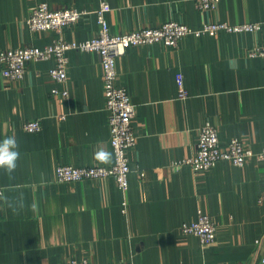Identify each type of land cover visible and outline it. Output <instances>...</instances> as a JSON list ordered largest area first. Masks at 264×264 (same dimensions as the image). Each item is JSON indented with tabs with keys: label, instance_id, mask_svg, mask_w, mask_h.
<instances>
[{
	"label": "crops",
	"instance_id": "1",
	"mask_svg": "<svg viewBox=\"0 0 264 264\" xmlns=\"http://www.w3.org/2000/svg\"><path fill=\"white\" fill-rule=\"evenodd\" d=\"M101 1L111 5L107 18L116 34L170 20L195 28L211 21L262 25L191 33L178 47L130 46L118 57V82L137 108L126 191L113 177L56 178L60 163L115 161L99 54L69 50L65 85L49 74L54 57L29 60L20 80L5 79L0 62V141L14 136L20 152L14 172L0 169V264H262L264 158L242 166L223 159L200 171L174 161L195 152L206 120L217 125L222 144L237 137L264 147V58L248 52L264 44V0H221L211 10L194 0H0V49L88 39L97 33ZM40 2L88 12L64 29L34 31L27 19ZM64 86L67 97L52 92ZM35 119L41 130L23 128ZM200 210L217 224L211 243L182 231Z\"/></svg>",
	"mask_w": 264,
	"mask_h": 264
},
{
	"label": "built area",
	"instance_id": "2",
	"mask_svg": "<svg viewBox=\"0 0 264 264\" xmlns=\"http://www.w3.org/2000/svg\"><path fill=\"white\" fill-rule=\"evenodd\" d=\"M197 7L202 10H211L217 7L221 0H194ZM111 5L108 1H101L95 9L98 20L97 33L85 40L57 39L54 43L43 48L26 46L18 48L0 49V62L2 76L7 80L23 79L27 62L31 59H48L54 57L55 63L50 68V76L63 85L68 79L67 67L69 57L67 52L71 49L96 51L100 56L102 67V79L105 97V107L108 110V123L110 127V141L114 149L115 161L112 165L86 164L75 165L73 163H60L56 168V178L61 182H72L84 179H101L113 177L123 191L129 186L130 165L129 151L136 146L138 135L133 127V119L136 115V104L133 103L128 89L118 82L119 72L117 59L130 46L162 43L170 47H178L180 40L188 34L204 35L217 34L220 30L226 31H255L261 28V22L245 21L230 23L228 21H211L202 27H192L177 20L166 21L159 26H142L123 33H113L107 18ZM85 9L68 6L53 9L47 2L38 3L31 11L27 23L34 31L61 30L77 23L84 18ZM249 54L264 58V44H257L249 49ZM180 97L189 96L183 85L181 77L178 79ZM54 94L63 97L69 95L68 88H54ZM65 115L60 116L65 119ZM41 122L38 119L25 121L23 128L27 131L41 130ZM251 158L263 159L264 147L259 150L246 145L239 138L233 137L222 144L219 137V129L211 120H206L199 128V141L195 152L188 157L174 161L176 167L190 165L195 171L209 170L218 161L226 159L233 164L242 166ZM139 175L145 172L138 169ZM3 189L0 188V197ZM217 224L210 214L200 210L198 216L191 223H184L182 231L188 234L198 235L203 243H211L217 235ZM87 260L80 263L73 259L69 264H86ZM114 264V263H106ZM264 264V255L262 257Z\"/></svg>",
	"mask_w": 264,
	"mask_h": 264
},
{
	"label": "clouds",
	"instance_id": "3",
	"mask_svg": "<svg viewBox=\"0 0 264 264\" xmlns=\"http://www.w3.org/2000/svg\"><path fill=\"white\" fill-rule=\"evenodd\" d=\"M229 66L235 68L236 61L230 60ZM19 145L14 136H9L0 141V169H3L6 173L11 174L17 168V161L20 158V152L18 150ZM36 208V205H33Z\"/></svg>",
	"mask_w": 264,
	"mask_h": 264
}]
</instances>
